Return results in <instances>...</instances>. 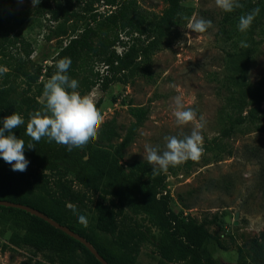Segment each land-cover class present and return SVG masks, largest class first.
Here are the masks:
<instances>
[{"label":"trees","instance_id":"trees-1","mask_svg":"<svg viewBox=\"0 0 264 264\" xmlns=\"http://www.w3.org/2000/svg\"><path fill=\"white\" fill-rule=\"evenodd\" d=\"M240 3L243 8L223 13L218 31L233 48L224 61L227 74L222 87L227 96L220 110L223 138L245 126L264 133V90L248 78L251 59L261 43L255 35L264 31V0H240ZM95 4L104 10L100 12ZM256 7L260 9L259 15L250 29L241 33L239 17ZM193 12L183 0H165L160 14L141 7L137 0H88L79 10L72 8L68 0H40L38 6L22 11H16L10 2H0L1 57L6 56L13 33L31 15L47 16L54 23L48 37L58 41L49 66L42 67L22 57H12L2 64L7 71H2L0 79V115L21 114L25 123L13 129L12 134L26 145L33 143L35 148L25 147L29 164L24 172L12 171V166L0 158V200L40 211L87 240L109 264H137L144 243L154 246L159 264H218L206 245L211 241L223 245L209 231V222L171 209L164 172L153 175L152 167L143 161L121 162L123 151L147 119V109H131L133 121L118 143L115 142L120 135L113 120L103 122L98 138L85 150L69 151L55 141L49 143L46 137L35 142L25 135L29 114L44 108L45 98L41 103L37 99L43 96L44 84L57 71L59 59L71 58L66 74L79 82L76 91L82 96L97 86L105 92L115 83L127 84L136 77L152 80V57L169 45L174 34L188 24ZM241 41L249 47L242 48ZM116 47L122 49L120 53ZM97 65L102 69L96 68ZM18 77L26 88L16 87ZM40 77L45 79L39 81ZM32 87L37 91L29 95ZM95 104L99 109L101 101ZM8 134L6 131L5 135ZM93 196H97V202L90 209L88 204ZM69 204L76 205V214ZM86 211H92L91 215ZM79 215L86 217V227L79 222ZM138 216H144L154 232L142 229L136 221L132 227L128 221ZM5 233L10 245L30 249L33 257L47 254L48 263L29 258L22 264H101L82 243L43 219L0 206V235ZM236 264H264V233L251 241L247 255L240 252Z\"/></svg>","mask_w":264,"mask_h":264},{"label":"rangeland","instance_id":"rangeland-1","mask_svg":"<svg viewBox=\"0 0 264 264\" xmlns=\"http://www.w3.org/2000/svg\"><path fill=\"white\" fill-rule=\"evenodd\" d=\"M2 1L10 2L16 11L34 8L32 0ZM84 1L88 0H68L76 10L83 6ZM137 1L141 7L155 14H160L165 8V0ZM183 3L194 10L188 24L194 18L202 17L211 20L213 27L204 33L192 32L188 24L178 30L169 45L152 57V80L136 77L127 84L115 83L105 92L97 86L87 96L95 103L101 101L98 110L104 122H115L120 135L115 143L123 138L133 121L131 109L142 107L148 110L146 121L123 151V164L138 160L150 165L144 159L145 145L157 147L162 153L166 150L165 136L182 139L191 133L194 124L180 126L175 122L173 98L177 95L183 97L185 108L196 111L197 120L204 116L205 126L201 130L203 155L195 161L189 159L178 166H169L164 172L171 197L170 207L184 216L190 214L198 221L209 222V231L223 246L211 241L206 245L208 252L218 264H236L240 252L247 255L251 241L264 233V133L245 126L227 138L221 137L224 124L220 110L227 96L222 87L227 74L224 61L226 54L233 49L218 32L224 11L215 5V0H183ZM100 6L94 5L102 12L104 7ZM53 24L47 16L31 15L13 33L6 56H0V79L3 78L2 71H7L3 70L2 64L12 57L29 59L42 67L51 65L49 58L58 48V41L48 37ZM255 38L261 43L251 59L248 78L253 85L264 90V31H258ZM121 50L116 47L118 53ZM96 68L102 69L100 65ZM11 79L12 76L9 83ZM44 79L40 77L39 81ZM15 85L20 90L26 88L21 77L16 78ZM36 91L37 88L32 87L29 95ZM43 99L41 96L37 101L41 103ZM20 109L24 111V107ZM9 115H0V121ZM97 196H93L88 204L90 209L96 204ZM113 211L119 214L118 209ZM91 212L86 211L88 216ZM134 221L142 229L154 232L144 216L128 221L132 227ZM29 258L34 262L48 263L47 254L33 257L30 249L10 245L8 233L0 235V264H22ZM159 261L154 246L148 243L141 245L137 264H159Z\"/></svg>","mask_w":264,"mask_h":264},{"label":"clouds","instance_id":"clouds-1","mask_svg":"<svg viewBox=\"0 0 264 264\" xmlns=\"http://www.w3.org/2000/svg\"><path fill=\"white\" fill-rule=\"evenodd\" d=\"M39 3L40 0H32L33 7L38 6ZM215 5L228 13L244 7L240 0H215ZM259 13L260 9L256 7L251 12L241 15L238 23L239 31L247 32ZM212 27V21L202 17L194 18L188 24V28L195 33H204ZM240 46L249 47L245 41H241ZM71 63V58L68 57L56 62L57 71L44 84L43 96L46 101L44 108L29 114L30 119L26 125L25 135L35 142L46 137L49 143L55 141L57 144L66 146L69 151L73 148L85 150L91 141L98 138L104 117L93 99L87 95L82 96L76 91L79 82L70 79L66 74ZM173 99L175 105L173 115L176 124L183 126L192 123L194 127L191 133L184 135L182 139L176 136H165L166 150L162 153L157 147L145 145L144 159L152 165L153 175L167 172L169 166H178L189 159L198 160L204 152L201 134L205 126L204 116L201 115L197 120L196 111L185 108L181 95ZM24 123L23 117L14 112L3 119V127L0 128V158L12 166V171H26L29 161L24 155L25 147L35 148L33 143L26 145L23 139H18L12 134L13 129ZM6 131L8 135H5ZM68 207L76 214V205L69 204ZM78 220L85 227L87 226L85 216L79 215Z\"/></svg>","mask_w":264,"mask_h":264},{"label":"water","instance_id":"water-1","mask_svg":"<svg viewBox=\"0 0 264 264\" xmlns=\"http://www.w3.org/2000/svg\"><path fill=\"white\" fill-rule=\"evenodd\" d=\"M86 158V157H85ZM0 206L3 207H9V208H16V209H20L23 210L31 215H34L40 219H43L44 221H46L47 223H49L51 226H53L56 229H59L61 231H63L64 233H66L67 235H69L70 237L74 238L75 240L79 241L80 243H82L93 255L94 257L101 263V264H109L92 246L89 242H87V240H85L83 237H81L80 235H78L77 233L71 231L70 229H68L67 227L53 221L52 219H50L48 216H46L45 214L41 213L40 211L19 204V203H14V202H9L6 200H0Z\"/></svg>","mask_w":264,"mask_h":264}]
</instances>
